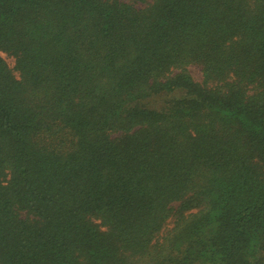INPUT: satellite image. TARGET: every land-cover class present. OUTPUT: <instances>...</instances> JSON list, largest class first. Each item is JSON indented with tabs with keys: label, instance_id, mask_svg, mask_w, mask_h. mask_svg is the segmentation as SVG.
<instances>
[{
	"label": "trees",
	"instance_id": "obj_1",
	"mask_svg": "<svg viewBox=\"0 0 264 264\" xmlns=\"http://www.w3.org/2000/svg\"><path fill=\"white\" fill-rule=\"evenodd\" d=\"M0 264H264V0H0Z\"/></svg>",
	"mask_w": 264,
	"mask_h": 264
},
{
	"label": "rangeland",
	"instance_id": "obj_2",
	"mask_svg": "<svg viewBox=\"0 0 264 264\" xmlns=\"http://www.w3.org/2000/svg\"><path fill=\"white\" fill-rule=\"evenodd\" d=\"M3 57H4V56H3ZM5 58H6V61H7L8 63H11V58H9V57H5ZM188 70H189L190 74L193 76L194 79H196V80H200V78H201V73H200V68H199V66H197V65H189V66H188Z\"/></svg>",
	"mask_w": 264,
	"mask_h": 264
}]
</instances>
